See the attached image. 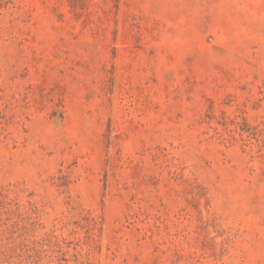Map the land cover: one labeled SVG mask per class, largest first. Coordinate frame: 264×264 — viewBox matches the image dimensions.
I'll use <instances>...</instances> for the list:
<instances>
[{"label":"rangeland","instance_id":"obj_1","mask_svg":"<svg viewBox=\"0 0 264 264\" xmlns=\"http://www.w3.org/2000/svg\"><path fill=\"white\" fill-rule=\"evenodd\" d=\"M0 264H264V0H0Z\"/></svg>","mask_w":264,"mask_h":264}]
</instances>
